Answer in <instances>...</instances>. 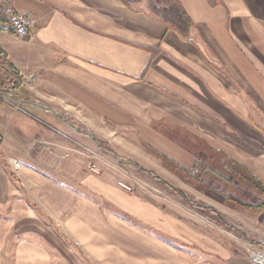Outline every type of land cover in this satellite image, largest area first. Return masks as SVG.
Returning <instances> with one entry per match:
<instances>
[{
  "label": "crops",
  "instance_id": "1",
  "mask_svg": "<svg viewBox=\"0 0 264 264\" xmlns=\"http://www.w3.org/2000/svg\"><path fill=\"white\" fill-rule=\"evenodd\" d=\"M178 1L193 20L188 37L158 19L150 0H10L31 17L34 30L24 39L0 33L5 59L18 73V102L57 116L79 112L98 126L106 120L130 126L161 157L186 169L208 147L220 150L264 182V0ZM18 102L10 106L19 108ZM13 121L9 111L0 110V248H17L14 264H64V256L57 262L47 247L49 242L59 251V244L43 232L42 216L21 197L28 188L19 175L33 177L34 158L58 153L33 151L40 136L27 134L23 126L14 129ZM69 185L73 183L67 191ZM82 186L153 234L193 238L194 232L169 212L113 182L90 176ZM45 199L52 209L59 196L51 193ZM23 223L34 226L17 236L11 224ZM211 244L207 249L227 264H256ZM177 248L163 247L168 255L164 264L187 263ZM155 250L152 244L141 254L153 256ZM146 257L126 258L155 264Z\"/></svg>",
  "mask_w": 264,
  "mask_h": 264
},
{
  "label": "rangeland",
  "instance_id": "2",
  "mask_svg": "<svg viewBox=\"0 0 264 264\" xmlns=\"http://www.w3.org/2000/svg\"><path fill=\"white\" fill-rule=\"evenodd\" d=\"M18 106L26 112L0 98V110L11 113L14 129L23 126L27 134L41 137L35 142L33 151L58 153L49 159L44 156L34 158L33 177L19 173L22 178L20 183L28 188L21 197L27 199L36 214L42 216L45 236L59 244L58 251L47 242L57 262L64 256V264H124L126 257L134 260L145 258L146 255L141 254L142 248L153 244L156 249L154 255H147L146 258L154 259L155 264H164L163 259L168 256L164 254L163 247L166 246L182 249L180 252L185 256L186 264H227L224 258L207 249L212 246L211 243H218L251 262L245 242L261 244L264 248V213L234 208L205 195L194 183L184 180L171 169L159 155L160 152L154 151L132 127L115 126L110 120L98 126L92 119H82L79 112H72L74 115L58 112L59 118L42 107L19 102ZM31 115L50 125V129ZM45 139L62 141L57 144L41 141ZM151 170L156 176L150 174ZM90 176L113 182L127 194L169 212L179 221L177 224L181 222L187 231L194 232L193 238L166 239L122 218L98 194L82 186ZM67 182L73 183L72 187L69 185L71 191L66 190ZM51 193L59 196L52 209L45 205L48 202L45 198ZM185 196L189 200L184 199ZM34 205L48 213L41 214ZM51 217L54 222H50ZM32 225L11 224V228L20 236L21 231ZM141 234L146 237H141ZM10 248L11 252L8 246L0 248L6 260L10 259L9 262L1 260L3 256L0 254V264H14L12 253L17 248ZM174 257L177 256L171 255V258ZM127 260L125 264H139L133 259Z\"/></svg>",
  "mask_w": 264,
  "mask_h": 264
},
{
  "label": "trees",
  "instance_id": "3",
  "mask_svg": "<svg viewBox=\"0 0 264 264\" xmlns=\"http://www.w3.org/2000/svg\"><path fill=\"white\" fill-rule=\"evenodd\" d=\"M150 9L168 27L176 29L184 37L189 36L193 20L178 0H150ZM104 149L109 151L107 147ZM162 158L171 169L184 180L194 183L205 195L234 208L264 213L263 180L244 163L229 157L225 152L208 147L199 153L192 169ZM150 174L156 176L152 170ZM176 190L180 193V190ZM184 199L189 200L186 196Z\"/></svg>",
  "mask_w": 264,
  "mask_h": 264
},
{
  "label": "built area",
  "instance_id": "4",
  "mask_svg": "<svg viewBox=\"0 0 264 264\" xmlns=\"http://www.w3.org/2000/svg\"><path fill=\"white\" fill-rule=\"evenodd\" d=\"M3 32L12 33L21 39L34 33L31 17L24 12L17 11L11 5L10 0H0V33ZM17 82L18 73L6 61L0 42V96L12 105H17L18 102L16 96ZM0 140L4 141L1 131ZM245 244L252 261L256 264H264L262 245L254 244L251 241H247Z\"/></svg>",
  "mask_w": 264,
  "mask_h": 264
},
{
  "label": "bare ground",
  "instance_id": "5",
  "mask_svg": "<svg viewBox=\"0 0 264 264\" xmlns=\"http://www.w3.org/2000/svg\"><path fill=\"white\" fill-rule=\"evenodd\" d=\"M13 163H14L16 168H19V165H18V163L16 161H13Z\"/></svg>",
  "mask_w": 264,
  "mask_h": 264
},
{
  "label": "water",
  "instance_id": "6",
  "mask_svg": "<svg viewBox=\"0 0 264 264\" xmlns=\"http://www.w3.org/2000/svg\"><path fill=\"white\" fill-rule=\"evenodd\" d=\"M213 210H215L217 212V210L215 208H213Z\"/></svg>",
  "mask_w": 264,
  "mask_h": 264
}]
</instances>
